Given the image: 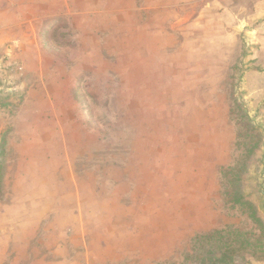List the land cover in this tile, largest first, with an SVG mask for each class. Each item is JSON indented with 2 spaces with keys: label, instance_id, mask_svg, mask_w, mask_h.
I'll return each mask as SVG.
<instances>
[{
  "label": "rangeland",
  "instance_id": "obj_1",
  "mask_svg": "<svg viewBox=\"0 0 264 264\" xmlns=\"http://www.w3.org/2000/svg\"><path fill=\"white\" fill-rule=\"evenodd\" d=\"M256 1L0 0V264H264Z\"/></svg>",
  "mask_w": 264,
  "mask_h": 264
},
{
  "label": "crops",
  "instance_id": "obj_2",
  "mask_svg": "<svg viewBox=\"0 0 264 264\" xmlns=\"http://www.w3.org/2000/svg\"><path fill=\"white\" fill-rule=\"evenodd\" d=\"M263 2L262 0L256 1L257 8H258L257 13L260 16L259 23H261L260 24L261 26L262 24H264V3ZM46 193L47 191L41 190L38 194H36L40 198L41 197L45 198V196H48V199L47 200L40 199L42 203L40 204V206L38 205L39 210L37 212H30L29 217L26 216L23 218L25 221L22 223L23 224L22 229L27 228V227L30 228L31 234L34 233L33 236L35 235L36 231L38 233L40 230H44L46 231L45 232L46 235L49 236L48 237L49 240L47 241L46 244H48L49 242V243H52V245H57V244L63 245L61 243H65V235L68 234V233H65V229H67L68 231L69 220L71 219L70 218L71 209H70V205L68 202L69 194L61 190L58 192L59 196L54 195L55 199H53L52 198L53 195H51L50 192H48V194ZM27 214L28 213H26L25 215ZM45 221L47 222L44 223ZM65 226H67V228ZM47 230H49V232ZM50 238H52V240ZM48 246H51V244ZM48 246H47V249L49 248ZM60 248L61 247H59V249Z\"/></svg>",
  "mask_w": 264,
  "mask_h": 264
}]
</instances>
